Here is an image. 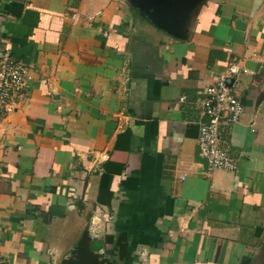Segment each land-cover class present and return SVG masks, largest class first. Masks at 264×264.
<instances>
[{
  "label": "crops",
  "instance_id": "1",
  "mask_svg": "<svg viewBox=\"0 0 264 264\" xmlns=\"http://www.w3.org/2000/svg\"><path fill=\"white\" fill-rule=\"evenodd\" d=\"M151 5L0 0L30 75L0 103V264H61L85 232L113 264H264V0H178L177 36ZM229 63L237 167L207 175L199 102Z\"/></svg>",
  "mask_w": 264,
  "mask_h": 264
},
{
  "label": "built area",
  "instance_id": "2",
  "mask_svg": "<svg viewBox=\"0 0 264 264\" xmlns=\"http://www.w3.org/2000/svg\"><path fill=\"white\" fill-rule=\"evenodd\" d=\"M248 70L235 63H229L220 72L214 83L204 89L199 102V113L204 119L199 123L197 136V154L204 159L206 174L215 169L233 171L237 167L235 157L220 146V127L235 123L243 111V106L235 96L232 82L241 73ZM30 78L28 68L15 59L10 49L0 50V103L11 92H20ZM97 225H90V233L98 234Z\"/></svg>",
  "mask_w": 264,
  "mask_h": 264
},
{
  "label": "water",
  "instance_id": "3",
  "mask_svg": "<svg viewBox=\"0 0 264 264\" xmlns=\"http://www.w3.org/2000/svg\"><path fill=\"white\" fill-rule=\"evenodd\" d=\"M177 1L157 0V5H151L143 9L153 25L173 36L178 35L177 23L173 16L174 6L177 5Z\"/></svg>",
  "mask_w": 264,
  "mask_h": 264
},
{
  "label": "trees",
  "instance_id": "4",
  "mask_svg": "<svg viewBox=\"0 0 264 264\" xmlns=\"http://www.w3.org/2000/svg\"><path fill=\"white\" fill-rule=\"evenodd\" d=\"M97 250V245L85 232L79 237L70 255L63 259L61 264H113L112 262H105Z\"/></svg>",
  "mask_w": 264,
  "mask_h": 264
}]
</instances>
